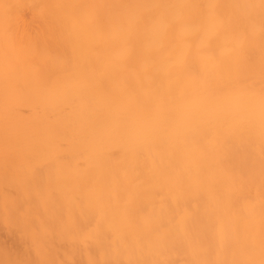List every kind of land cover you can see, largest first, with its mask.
Instances as JSON below:
<instances>
[{
	"label": "bare ground",
	"instance_id": "1",
	"mask_svg": "<svg viewBox=\"0 0 264 264\" xmlns=\"http://www.w3.org/2000/svg\"><path fill=\"white\" fill-rule=\"evenodd\" d=\"M0 264H264V0H0Z\"/></svg>",
	"mask_w": 264,
	"mask_h": 264
}]
</instances>
